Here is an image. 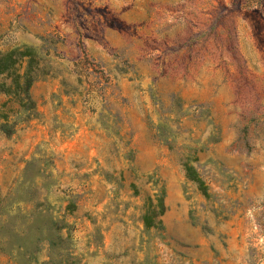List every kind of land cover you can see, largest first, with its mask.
<instances>
[{"label": "rangeland", "instance_id": "1", "mask_svg": "<svg viewBox=\"0 0 264 264\" xmlns=\"http://www.w3.org/2000/svg\"><path fill=\"white\" fill-rule=\"evenodd\" d=\"M11 50L0 264H264V0H0Z\"/></svg>", "mask_w": 264, "mask_h": 264}, {"label": "trees", "instance_id": "2", "mask_svg": "<svg viewBox=\"0 0 264 264\" xmlns=\"http://www.w3.org/2000/svg\"><path fill=\"white\" fill-rule=\"evenodd\" d=\"M16 53L22 54L18 50H11L8 52H1L0 51V93H8L9 89H12L21 95V100L24 102L25 100H29V88L31 85L38 79V77L32 73V69L28 68L25 73L22 75L19 74L17 71L15 72L16 63L18 59L15 57ZM8 75H13L11 81V87H6L5 79ZM160 210L159 211H151L150 213H145L143 216V222L146 227H152L156 224H161V220L158 219L157 222H154L155 217H159L163 214V206L160 199L159 202Z\"/></svg>", "mask_w": 264, "mask_h": 264}, {"label": "crops", "instance_id": "3", "mask_svg": "<svg viewBox=\"0 0 264 264\" xmlns=\"http://www.w3.org/2000/svg\"><path fill=\"white\" fill-rule=\"evenodd\" d=\"M58 81H54V84H55V87L56 88H53L51 89V91H56L57 90V87H59V85L57 84ZM120 87H126V83H123V82H120ZM135 86V84H134ZM35 103H36V107H37V111H39L40 115L43 116V115H46L47 114V110L51 107L50 103H46L44 100L42 99H38L37 101L35 100ZM76 107V106H75ZM69 108H71V110L73 111V105H69ZM76 110H80V108L77 106ZM77 125L80 124V119L79 117H77ZM43 121L45 120H42L40 121V123H42ZM33 122H37V121H33ZM82 124H84V121H82ZM42 130L43 127L41 126ZM101 132H103V134H105V131L104 130H100ZM92 135V131L87 129V128H79L76 132H74L73 134H71V136H68V135H62L60 136V133L57 132V136L61 139H74V140H79V139H82L84 137V135ZM115 136L112 134L111 135V138H114Z\"/></svg>", "mask_w": 264, "mask_h": 264}, {"label": "built area", "instance_id": "4", "mask_svg": "<svg viewBox=\"0 0 264 264\" xmlns=\"http://www.w3.org/2000/svg\"><path fill=\"white\" fill-rule=\"evenodd\" d=\"M90 64L95 67L97 70H99L100 73L103 74L102 79H100L98 86L100 88L102 87H107L110 83H111V77L109 75V73L106 71V69L102 66L99 65V63L97 61H95L94 59H89Z\"/></svg>", "mask_w": 264, "mask_h": 264}]
</instances>
